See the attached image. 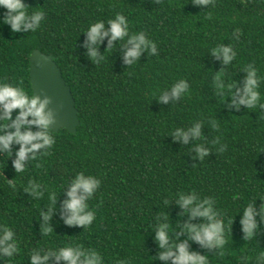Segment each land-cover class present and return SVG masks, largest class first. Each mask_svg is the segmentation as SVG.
Returning <instances> with one entry per match:
<instances>
[{"label": "trees", "instance_id": "trees-1", "mask_svg": "<svg viewBox=\"0 0 264 264\" xmlns=\"http://www.w3.org/2000/svg\"><path fill=\"white\" fill-rule=\"evenodd\" d=\"M25 4L30 12L44 9L46 17L33 33H14L10 25L0 23V81L22 82L32 90L29 56L39 49L61 69L79 123L74 133L63 127L53 131L56 144L49 154L39 157L38 152L36 160L26 161L23 173L13 167L19 145L12 146L11 157L0 153V225L15 230L20 247L11 261L0 257V264H29L34 251L65 245L95 249L104 264H165L158 259L161 249L153 231L165 215L173 238L207 255L209 264H264L257 259L264 253V221L256 217L260 227L252 239L244 238L240 224L241 208L252 202L258 211L264 206V101L256 109L237 108L232 95L225 92L227 99L221 98L214 87V77L221 73L225 84H235L233 93L242 90L248 64L264 76V0H214L207 7L192 0ZM117 13L129 20L130 33L144 32L156 42L158 55L144 51L131 66L124 61L130 45L114 41L107 52L105 38L98 46L105 60L96 65L87 57L83 31L99 20L107 23ZM4 15L6 10L0 8V17ZM222 44H231L237 52L230 65L211 52ZM180 79L188 81L189 93L181 100L170 96L167 103L161 102L159 95L166 89L170 95V87ZM196 122L203 124L200 140L190 136L184 143L172 135L176 128H191ZM197 144L211 150L203 161L195 152ZM82 171L102 181L89 201L97 218L85 229L65 224L63 207L71 179ZM32 181L46 189L43 197L24 191ZM48 191L57 198L49 222L53 231L46 233L40 212L48 210ZM192 191L202 199L211 197L226 223L235 218L223 256L181 231L187 223L205 222L202 217L190 219L177 203L178 193ZM48 264L64 262L52 257Z\"/></svg>", "mask_w": 264, "mask_h": 264}, {"label": "clouds", "instance_id": "clouds-1", "mask_svg": "<svg viewBox=\"0 0 264 264\" xmlns=\"http://www.w3.org/2000/svg\"><path fill=\"white\" fill-rule=\"evenodd\" d=\"M196 6L207 7L214 3V0H192ZM0 8L6 10V15L0 17V23L10 25L12 32H36L45 20L46 12L44 9L29 11L25 0H0ZM107 25V27H106ZM87 57L96 65L105 60V55H100L98 51L99 44L108 38V51L113 49L114 41L126 42L130 47L126 48L124 61L128 65L136 64L141 54L148 51L151 55H158V48L155 41L149 39L144 32L136 34L130 33L129 20L125 15L117 13L114 18L109 19L107 23L99 20L90 24L85 31ZM235 39L239 36L233 34ZM212 54L222 57L225 65H230L237 57L234 47L229 45H220L211 50ZM247 73L243 89H237L235 93L232 89L233 83H224V77L218 73L214 77V87L221 98L227 99L225 92L233 96L232 105L239 108V105H246L249 109H256L264 101V93L261 92V84L264 83V76L259 74V70L254 64H248L245 68ZM190 85L187 80H177L170 87L159 95L161 102L167 103L170 96L176 100H181L189 93ZM236 96L239 99H236ZM225 99V100H226ZM51 100L49 97L35 94L34 88L26 90L21 84L0 81V153H6L8 157L12 155V146L19 145L16 151V159L13 161V167L16 173H23L27 169L26 161L37 159V153L40 156H46L56 144V137L52 130L55 122V115L49 108ZM15 113V116L13 115ZM203 124L196 122L191 128H176L172 135L175 139H182L187 143L191 136L194 140L202 138ZM212 127L218 125L213 121ZM41 150H43L41 152ZM221 147L219 151H224ZM211 150L204 144H197L195 152L201 161L209 155ZM10 187L15 189L16 185L11 183ZM102 181L97 176L78 172L70 181V188L67 191V199L63 207L66 215L64 223L68 226H80L83 229L90 227L97 218L96 209L90 206L89 201L93 200ZM69 184V183H68ZM67 184V185H68ZM36 198L44 196L46 189L35 181L29 183L24 189ZM177 203L190 213V219L197 217L204 218L203 223L199 225L187 223L181 231L188 234L191 240L198 242L202 247L216 249L223 256L227 250L228 231L231 232L234 219L229 218L227 223L224 213L219 211L215 201L211 197L200 198L195 191L190 193H178ZM57 194L48 191L47 199L50 202L47 211L41 210L40 216L43 217L45 232L53 231L50 226V220L56 209ZM234 199H239L238 196ZM168 201H165L167 204ZM242 209L243 215L240 220L242 232L245 239H252L259 231V223L256 217L259 216L264 221V206L259 211L254 203H249ZM241 209L238 210L240 214ZM236 215V216H237ZM164 222L158 223L153 229L155 232V241L161 249L158 259L165 264L171 260V264H209L207 255H201L189 249L187 241H180L178 236L174 239L171 235L172 226L167 222V215L161 217ZM161 218H158L160 220ZM20 253L19 242L16 238V232L6 224L0 225V257H7L10 261ZM55 257L57 262L63 261L64 264H104V258L95 249H85L81 245H65L58 249H49L48 251L36 250L29 260V264H48L49 260ZM264 261V253L257 257ZM120 264H125L121 261Z\"/></svg>", "mask_w": 264, "mask_h": 264}, {"label": "water", "instance_id": "water-1", "mask_svg": "<svg viewBox=\"0 0 264 264\" xmlns=\"http://www.w3.org/2000/svg\"><path fill=\"white\" fill-rule=\"evenodd\" d=\"M29 76L35 94L51 100L49 108L55 115L52 130L58 131L63 127L74 133L79 123L75 100L53 57L33 49L29 56Z\"/></svg>", "mask_w": 264, "mask_h": 264}]
</instances>
